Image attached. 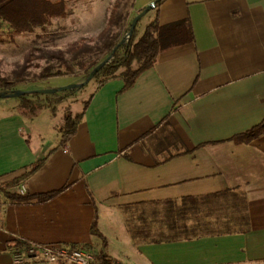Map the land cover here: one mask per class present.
<instances>
[{
    "label": "crops",
    "instance_id": "obj_1",
    "mask_svg": "<svg viewBox=\"0 0 264 264\" xmlns=\"http://www.w3.org/2000/svg\"><path fill=\"white\" fill-rule=\"evenodd\" d=\"M154 1L135 0L130 21ZM160 20H188L194 41L163 50L127 90L121 78L95 88L69 141L66 117L87 100L38 144L17 105H0V184L44 157L27 191L71 184L46 203L1 194L0 264H14L18 240L100 249L96 213L120 264H264V134L234 139L264 120V0H164ZM245 197L248 228L237 219Z\"/></svg>",
    "mask_w": 264,
    "mask_h": 264
},
{
    "label": "trees",
    "instance_id": "obj_2",
    "mask_svg": "<svg viewBox=\"0 0 264 264\" xmlns=\"http://www.w3.org/2000/svg\"><path fill=\"white\" fill-rule=\"evenodd\" d=\"M164 0H157L155 7V16L148 23L145 30L140 34V22L132 31L133 20L129 23L130 13L124 9L121 0L115 2L107 19L105 28L99 33L96 38H83L78 42L70 45L66 50L45 51L40 48L46 56L49 64L37 75V80H44L51 77L59 76H75L83 73L85 81L105 59H107L114 51L117 50L110 61L95 75L92 81H95L96 88L103 87L110 80L121 78L124 83V90L134 86L138 77L145 71L153 68L158 59L159 54L168 48L185 44L194 41V33L192 26L188 20H182L169 25H162L160 20V7ZM70 0H0V42H3L1 34L5 28L11 30L10 36L13 41L18 35L32 33L37 28H46L53 23L54 19L67 18L69 11ZM127 29V30H126ZM124 30L129 34L123 44H120L124 38L122 37ZM68 54H71L68 58ZM139 62L138 68H134V63ZM22 81L19 79L18 82ZM18 82H9L0 77V95H6L18 92L16 85ZM83 88V87H82ZM78 89V88H77ZM74 89L64 90L61 94L42 93L38 91H27L20 95L18 110L25 116L32 109L41 104L42 95L53 94L50 100V105L62 104L68 100ZM93 95L91 96V98ZM90 99L84 102V109L76 116H67L63 130L64 141H69L74 137L79 129L82 120L85 117L89 107ZM264 134V120L252 129L236 135L234 139L240 143H248L255 140ZM46 158H41L29 165L25 172L20 176L14 177L10 181L0 184V196L4 193L9 202L12 204H23L37 201L46 203L56 197L61 191L68 189L71 184H66L63 189L55 190L39 194L20 192H9L10 188H14L22 183H26L29 178L40 170ZM232 190L222 191L208 195V197L223 196ZM193 207L197 203V198H189ZM182 211L170 210V218L181 213ZM242 225L247 228L250 225V217L248 213V205L246 197L244 205L239 209L237 216ZM99 216L96 213L92 226L91 233L93 236L101 240V248L94 252L96 264H111L113 257L106 252L108 239L99 227ZM174 221V222H173ZM170 226L177 225L176 219L170 220ZM246 229V228H245ZM244 230V229H243ZM188 234L191 233L189 228L185 230ZM189 236V235H188ZM32 242L27 240H18L12 242V246L16 251H22L30 247ZM75 248H86L92 250L91 245L78 246Z\"/></svg>",
    "mask_w": 264,
    "mask_h": 264
},
{
    "label": "rangeland",
    "instance_id": "obj_3",
    "mask_svg": "<svg viewBox=\"0 0 264 264\" xmlns=\"http://www.w3.org/2000/svg\"><path fill=\"white\" fill-rule=\"evenodd\" d=\"M116 1L118 0H70V14L66 19H54L50 26L37 28L32 33L18 35L13 41L10 36L11 30L5 28L1 34L4 41L0 42V77L9 82H18L19 79H22L16 85L18 91L57 89L71 84L83 83L85 81L83 73L75 76H59L37 80V75L49 64V61L43 58L46 55L38 49L42 48L45 51L66 50L70 45L83 38H96L101 32L97 23L101 19L105 28L111 9ZM121 2L126 12L128 11L131 16L135 0H121ZM154 9L142 18L139 25L140 33L144 24L153 19ZM130 16L129 23L132 21H130ZM96 21L98 22L96 23ZM96 26L97 29H95ZM84 34L90 35L84 37ZM128 36L129 34L124 30L122 37L127 39ZM67 56L70 58L71 54ZM138 66L139 62H135L134 68H138ZM96 86L95 81H91L83 88L74 89L68 100L58 105L49 104L53 94L42 95L41 100H39L41 104L35 106L31 112L25 115L26 130L28 133H32L29 140L34 144H38L41 139L52 136L55 132L59 133V130L54 129V127L60 124V121H63L71 101L80 98L81 101L77 105L72 104L74 111L80 110L82 102L90 98ZM57 93L61 94L62 91ZM19 97L0 98V105L6 103L17 105L20 100ZM50 122L54 127L50 125ZM92 251L96 252L97 249L93 248Z\"/></svg>",
    "mask_w": 264,
    "mask_h": 264
},
{
    "label": "built area",
    "instance_id": "obj_4",
    "mask_svg": "<svg viewBox=\"0 0 264 264\" xmlns=\"http://www.w3.org/2000/svg\"><path fill=\"white\" fill-rule=\"evenodd\" d=\"M20 193H27L25 184L19 185ZM14 264H96L94 251L65 243L32 242L31 246L13 254ZM111 264H120L113 260Z\"/></svg>",
    "mask_w": 264,
    "mask_h": 264
},
{
    "label": "water",
    "instance_id": "obj_5",
    "mask_svg": "<svg viewBox=\"0 0 264 264\" xmlns=\"http://www.w3.org/2000/svg\"><path fill=\"white\" fill-rule=\"evenodd\" d=\"M157 5V1H154L153 3H151L150 5H148L145 9H143L133 20V25H132V31L136 28V26L138 25L139 21L146 15L148 14L150 11H152ZM126 41V39L122 40L120 44H123ZM118 47H116L113 51V53L107 58L105 59L100 65H98L95 70L91 73V75L88 77V79L86 81H84L83 83L80 84H71L65 87H61V88H57V89H41V90H37L38 92H42V93H55V92H59V91H64V90H70V89H77V88H82L84 86H86L87 84H89L93 78L95 77V75L110 61V59L112 58V56L114 55V53L116 52ZM27 91H18L15 93H11V94H6V95H0V98H9V97H16V96H20L24 93H26Z\"/></svg>",
    "mask_w": 264,
    "mask_h": 264
}]
</instances>
